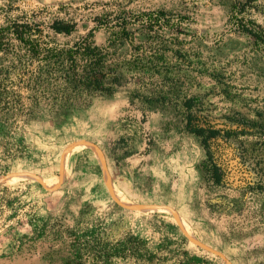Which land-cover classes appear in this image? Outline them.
<instances>
[{
  "label": "rangeland",
  "instance_id": "obj_1",
  "mask_svg": "<svg viewBox=\"0 0 264 264\" xmlns=\"http://www.w3.org/2000/svg\"><path fill=\"white\" fill-rule=\"evenodd\" d=\"M157 10L172 23L179 19L182 33L163 28L154 41L137 35L142 57L165 52L168 64L117 91L126 102L114 119L108 120L107 103L117 92L96 95L62 121L44 116L16 129L0 124V264H48L44 250H28L30 241L22 238L31 223L56 220L111 239L131 233L151 250L182 237L198 264H264V196L205 183L198 139L183 131L173 106L153 100L161 92L172 100L195 96L202 114L219 121L234 112L264 115V49L235 31L230 0H0V26L21 17L43 25L73 20L75 33L56 36L64 44L92 29L95 16ZM246 11L264 27V0ZM106 39L103 29L95 32L97 45ZM119 53L132 59L128 46ZM163 67L172 81H161ZM105 123L107 134L98 136ZM258 154L264 159V150Z\"/></svg>",
  "mask_w": 264,
  "mask_h": 264
},
{
  "label": "trees",
  "instance_id": "obj_2",
  "mask_svg": "<svg viewBox=\"0 0 264 264\" xmlns=\"http://www.w3.org/2000/svg\"><path fill=\"white\" fill-rule=\"evenodd\" d=\"M256 0H230L229 20L235 31L251 39L252 45L264 49V27L247 15ZM179 21V19L177 20ZM172 23L165 11L140 13L106 12L95 16V26L72 43L59 44L56 36L76 32L73 20L55 18L43 25L17 18L0 26V124L21 128L44 116L62 121L75 110L85 108L96 95L111 96L131 80L143 79V72L159 73V63L167 66L165 52L142 57V43L137 35L146 33L156 40L158 31L171 28L181 34L180 23ZM103 29L106 44L94 41L95 32ZM128 46L131 60L120 58L119 50ZM154 48L150 47L149 51ZM179 53L178 49L165 47ZM160 74L161 81H172L169 68ZM150 102L152 97H141ZM154 101L173 106L184 132L198 139L205 158L198 170L205 183L243 193L264 196V115L249 119L239 112L219 120L203 115L200 99L184 95L168 97L158 93ZM3 139H9L4 134ZM12 139V138H11ZM253 143L248 146L247 142ZM18 147H24L19 141ZM16 151L21 152L20 148ZM33 226L22 240L29 249L44 250L48 264H112L123 259L130 264H198L185 249V238L162 240L151 250L146 240L127 233L111 239L100 231H79L60 221Z\"/></svg>",
  "mask_w": 264,
  "mask_h": 264
},
{
  "label": "clouds",
  "instance_id": "obj_3",
  "mask_svg": "<svg viewBox=\"0 0 264 264\" xmlns=\"http://www.w3.org/2000/svg\"><path fill=\"white\" fill-rule=\"evenodd\" d=\"M126 100L125 98L122 96L121 93L117 92L114 94V96L109 100V102L107 103L108 107H109V111H110V115L108 117V120H112L114 119L116 116L119 115V110L120 107L123 103H125ZM108 132L107 129V123L104 124V128L102 132H98L97 135L101 136V135H106Z\"/></svg>",
  "mask_w": 264,
  "mask_h": 264
},
{
  "label": "water",
  "instance_id": "obj_4",
  "mask_svg": "<svg viewBox=\"0 0 264 264\" xmlns=\"http://www.w3.org/2000/svg\"><path fill=\"white\" fill-rule=\"evenodd\" d=\"M42 185H44V184L42 183Z\"/></svg>",
  "mask_w": 264,
  "mask_h": 264
}]
</instances>
